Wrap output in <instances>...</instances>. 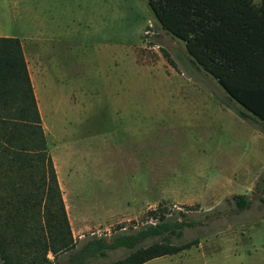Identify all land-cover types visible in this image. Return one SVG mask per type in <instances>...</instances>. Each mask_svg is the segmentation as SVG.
Instances as JSON below:
<instances>
[{"label":"rangeland","instance_id":"rangeland-1","mask_svg":"<svg viewBox=\"0 0 264 264\" xmlns=\"http://www.w3.org/2000/svg\"><path fill=\"white\" fill-rule=\"evenodd\" d=\"M15 1L0 0V26L5 11L23 8L30 32L57 39L41 47L46 62L36 47L26 61L76 248L140 230L162 207L189 224L172 242L199 244L144 264H264V122L237 113L147 0ZM241 194L244 209L233 199ZM20 246L25 261L26 251L43 254ZM70 253L49 257L68 264Z\"/></svg>","mask_w":264,"mask_h":264},{"label":"trees","instance_id":"trees-1","mask_svg":"<svg viewBox=\"0 0 264 264\" xmlns=\"http://www.w3.org/2000/svg\"><path fill=\"white\" fill-rule=\"evenodd\" d=\"M147 1L162 26L185 41L195 61L243 107L237 113L264 122V0ZM233 199L240 209L250 206L246 195ZM164 210L152 211L158 220L140 230L91 237L76 248L23 47L16 37L0 36L2 264H52L49 253L57 257L70 251L68 264H144L199 244L197 238L173 243L171 237H182L189 224ZM25 234L31 240L22 241ZM155 237L161 240L144 244ZM18 244L41 246L43 254L26 251L31 257L25 261L15 252ZM118 248L129 252L110 262H91Z\"/></svg>","mask_w":264,"mask_h":264},{"label":"crops","instance_id":"crops-1","mask_svg":"<svg viewBox=\"0 0 264 264\" xmlns=\"http://www.w3.org/2000/svg\"><path fill=\"white\" fill-rule=\"evenodd\" d=\"M18 0L15 1L17 3ZM15 12V13H14ZM4 15V25L0 26V36H10V37H16L20 40V43L23 47V52L25 55V59L27 57V54H32L35 50L34 47H36V55L37 60L41 62H46L48 58H44L43 49L41 47H44L48 45L51 41L57 40L55 35L48 34L47 32H38V33H32L30 32V25H29V18L26 13H24L23 8L19 11H14L13 8L8 9L5 11ZM14 22H17L15 24ZM73 28V27H72ZM34 85V91L36 95V99L38 101L39 110L41 113V116L43 118V114L41 111V106L44 102H41L40 96L35 88Z\"/></svg>","mask_w":264,"mask_h":264}]
</instances>
